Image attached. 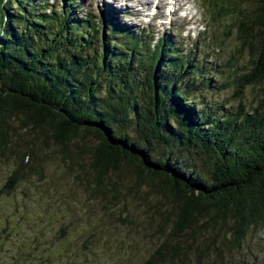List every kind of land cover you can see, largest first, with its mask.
I'll return each mask as SVG.
<instances>
[{"label": "trees", "instance_id": "obj_1", "mask_svg": "<svg viewBox=\"0 0 264 264\" xmlns=\"http://www.w3.org/2000/svg\"><path fill=\"white\" fill-rule=\"evenodd\" d=\"M66 2L47 12V0H0V158L13 164L0 193L42 173L51 154L114 197L133 168L159 217L142 264L223 263L264 225V109L203 102L213 79L197 51ZM206 2L249 57L242 97L264 84V0Z\"/></svg>", "mask_w": 264, "mask_h": 264}, {"label": "rangeland", "instance_id": "obj_2", "mask_svg": "<svg viewBox=\"0 0 264 264\" xmlns=\"http://www.w3.org/2000/svg\"><path fill=\"white\" fill-rule=\"evenodd\" d=\"M52 1L66 5L64 0ZM79 1L76 14L87 11L99 19L109 7L115 8L116 18L135 30L146 25L148 6L139 13L141 5L136 0ZM180 3L187 4L172 21L162 16V10L147 26L158 37L166 28H173L174 40L179 45L184 42L189 51L199 42V58L206 66V76L213 79V86L202 94L203 102L233 111L240 104L249 112L255 107L263 110L264 84L248 86L242 97L236 92V79L248 64L247 52L239 57L235 37L228 36L223 25V33L221 27H207L210 20L204 0ZM204 25L207 29L202 32ZM43 165L42 173L31 175L12 195L0 193V229L7 225L10 230L8 234L0 231V264H20L16 260L19 250L29 260L23 264H142L156 248L157 238L151 237L159 221L155 200L142 187L138 189L133 168L120 171L119 193L114 197L111 190L104 194L95 191L79 173V165L60 156L51 154ZM12 167L0 158V188ZM72 251L81 257L74 260ZM221 258L223 263L211 260L213 264H264V225L250 230L240 250L226 252Z\"/></svg>", "mask_w": 264, "mask_h": 264}, {"label": "bare ground", "instance_id": "obj_3", "mask_svg": "<svg viewBox=\"0 0 264 264\" xmlns=\"http://www.w3.org/2000/svg\"><path fill=\"white\" fill-rule=\"evenodd\" d=\"M203 58V57H202Z\"/></svg>", "mask_w": 264, "mask_h": 264}]
</instances>
